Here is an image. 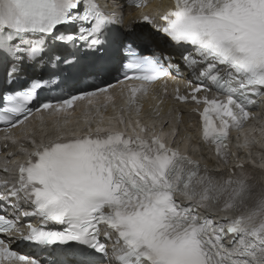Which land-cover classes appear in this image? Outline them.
I'll return each instance as SVG.
<instances>
[{
	"label": "snow or ice",
	"instance_id": "6c2138e0",
	"mask_svg": "<svg viewBox=\"0 0 264 264\" xmlns=\"http://www.w3.org/2000/svg\"><path fill=\"white\" fill-rule=\"evenodd\" d=\"M142 6L0 0V130L24 125L34 112L57 122L54 138L33 137L22 149L16 182H0V264H264V187L239 161L229 167L228 146L230 130L251 115L239 97L264 94V0H174L160 23L143 16L161 42L149 44L155 51L148 55L133 38L136 29L124 24V9ZM109 69L122 75L129 111L158 81L174 78L173 70L208 81L189 80L190 94L176 99L202 106L194 109L202 140L227 173L210 172L162 129L139 120L60 126L77 101L91 105L114 85L72 88ZM45 89L67 95L40 99ZM21 212L39 223L22 231ZM4 234L50 250L51 259L19 254Z\"/></svg>",
	"mask_w": 264,
	"mask_h": 264
},
{
	"label": "bare ground",
	"instance_id": "6f19581e",
	"mask_svg": "<svg viewBox=\"0 0 264 264\" xmlns=\"http://www.w3.org/2000/svg\"><path fill=\"white\" fill-rule=\"evenodd\" d=\"M124 11H126V12H128L129 13V15L128 16H126L125 17V14H124V24L125 25H129V24H131L132 25V27L134 28V29H136V32L134 33V35H135V37L137 38V39H139L140 37H142V36H144L145 38H146V40L148 41V42H154V43H156V44H161V42L160 41H158L157 39H155V31H153V33L152 34H150L149 33V27L151 26V25H147V24H144V25H142L141 27H137V18H138V12H136V10H134V9H132V8H130V7H126L125 9H124ZM136 27V28H135ZM168 90L167 89H165V87H164V89H163V91H162V93H161V96L164 98V100H165V102H167V103H170V97L168 96ZM112 100H113V98H112ZM115 101H119V98L117 97L116 99H115ZM45 117H48L47 118V120H45L46 122V124H48L49 126H52L54 123H56V120L53 118V117H50V116H48V115H44L43 116V118H45ZM39 119L41 118V116H39L38 117ZM62 119V118H61ZM43 122H44V120H42ZM51 121H53V122H51ZM76 124L77 123H73V125L72 126H76ZM32 125H34V126H36V123L34 122V121H32ZM61 126H63V125H61ZM187 127V126H186ZM193 147V149L195 148V146H193V145H190V146H185L184 147V149L186 150V149H191ZM257 188H259L258 186H256Z\"/></svg>",
	"mask_w": 264,
	"mask_h": 264
}]
</instances>
